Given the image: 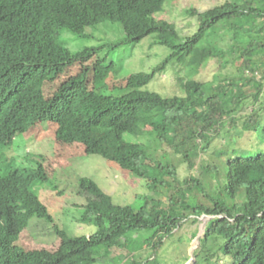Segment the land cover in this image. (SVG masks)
Masks as SVG:
<instances>
[{"label":"trees","instance_id":"16d2710c","mask_svg":"<svg viewBox=\"0 0 264 264\" xmlns=\"http://www.w3.org/2000/svg\"><path fill=\"white\" fill-rule=\"evenodd\" d=\"M167 1L0 0V143L46 120L58 126V142L82 144L87 154L116 163L148 190L140 207L121 206L93 180L81 179L84 219L97 232L79 237L58 232L57 251H25L16 241L30 220L51 219L31 191L48 175L42 166L29 173L9 169L0 175V264H94L101 248L105 254L126 251L124 264H162L159 253L168 238L204 216L210 220L195 264H264V0H229L205 12L188 11L198 25L187 37L156 18ZM105 22L121 24L122 44L132 47L154 36L152 45L171 49V55L152 73L112 83L117 78L112 75L120 74L116 62L105 57L88 65L97 49L73 54L61 41L63 30L85 37L88 28ZM227 41L226 48L218 44ZM229 55L237 78L200 77L211 62L226 66L221 62ZM171 63L179 68L173 76L183 96L148 91ZM73 66L81 73L46 97L44 84ZM99 68L107 75L97 74ZM250 104L253 109L245 112ZM152 133L190 169H197L198 158L218 137L228 140L214 153L217 162L202 165V180L181 181L173 165L138 141ZM162 189L167 202L155 198Z\"/></svg>","mask_w":264,"mask_h":264},{"label":"rangeland","instance_id":"374dc122","mask_svg":"<svg viewBox=\"0 0 264 264\" xmlns=\"http://www.w3.org/2000/svg\"><path fill=\"white\" fill-rule=\"evenodd\" d=\"M229 0H168L164 10L156 15L157 19H165L174 24L180 37H187L197 31V19L189 15L188 11L197 13L205 12ZM125 32L121 24L111 22L102 23L96 27L88 28L85 37H78L67 30L61 33V41L76 54L85 49H97L90 62L108 57V62H116L120 74H114L111 82H117L120 76L128 77L136 73H152L167 57L171 55V49L152 45L154 36L145 38L136 46L124 45L122 41ZM252 39L253 37H248ZM227 47L231 42L218 43ZM226 66L211 62L201 72L200 77L211 82L218 78H237L234 66V56H227ZM174 64H170L167 72L157 75L146 86L150 92H156L163 97L183 96V92L177 84V75L174 77ZM80 67L73 66L55 81L47 82L43 89L46 95L52 96L54 91L65 81L80 74ZM101 76L107 75V70L99 68L96 72ZM184 78V77H182ZM253 90L246 89V93ZM249 109H253L250 104ZM57 126L42 121L34 127L32 132L18 135L7 146H0V175L7 170H31L42 165L47 174L46 182L36 181L31 191L48 207L51 215L50 221L32 218L29 225L22 231L16 245L25 251L59 249L61 238L58 232H65L68 237L90 236L97 232L98 228L84 219L85 196L79 194V181L84 178L93 180L106 194L113 198L116 205H131L140 207L142 199L148 194V190L142 180L130 176L116 163H108L103 157L95 154H87L82 144L76 142L62 144L55 139ZM234 134V133H233ZM228 137H218L207 154H201L198 158L197 169H190L183 163V159L174 154L166 143L160 142L154 133L146 134L138 141L148 148L156 151V158L170 163L178 172L181 181L188 180L191 176L202 180L204 178L202 165H213L217 162L214 153L225 147ZM244 146V144H241ZM156 199L168 201L165 189L155 196ZM193 219V218H192ZM210 217L204 216L197 223L191 219L183 224L180 230L174 232L168 238L164 248L159 253L162 264H195V253L199 250L201 240L204 237ZM148 246H146V249ZM105 248L99 249L98 260L94 264H124L126 251L114 250L105 254ZM145 256V254H143ZM148 256V254H147ZM189 256L188 261H186ZM127 257V256H126ZM127 259V258H126ZM125 259V260H126ZM186 261V262H185ZM184 262V263H183ZM219 264H226L225 260Z\"/></svg>","mask_w":264,"mask_h":264},{"label":"clouds","instance_id":"9594fccd","mask_svg":"<svg viewBox=\"0 0 264 264\" xmlns=\"http://www.w3.org/2000/svg\"><path fill=\"white\" fill-rule=\"evenodd\" d=\"M47 83V82H46ZM45 83V84H46ZM44 84V85H45ZM59 89V87L54 91V93L57 91ZM44 90V89H43ZM53 93V94H54ZM44 94H45V92H44ZM52 94V95H53ZM45 96L46 97H51V96H48V95H46L45 94ZM42 122V121H41ZM40 123V122H39ZM39 123H37L35 126H37ZM48 124H53L52 122H49L48 121ZM53 125H56V124H53ZM34 126V127H35ZM57 126V125H56ZM34 129V128H33ZM33 129L31 130V132L33 131ZM57 129H58V126H57ZM57 132V131H56ZM26 134V133H25ZM21 135V134H20ZM18 135H16V136H14L12 139H10L6 144H1L0 143V146H7L14 138H16ZM56 139V138H55ZM57 141V140H56ZM40 166H42V165H39L38 167H40ZM43 167V166H42ZM44 168V167H43ZM38 169V168H37ZM45 169V168H44ZM13 170H15V169H13ZM34 170H36V169H31V170H20L21 172H23V173H29V172H32V171H34ZM46 171V170H45ZM47 173V172H46ZM48 175V174H47ZM38 181H40V180H38ZM40 182H42V181H40ZM44 182V181H43ZM38 197V196H37ZM41 201V200H40ZM42 202V201H41ZM43 203V202H42ZM44 204V203H43ZM45 205V204H44ZM46 206V205H45ZM47 207V206H46ZM47 209H48V207H47ZM49 211V210H48ZM50 213V212H49ZM209 217V216H208ZM33 218H39V217H33ZM39 219H45V218H39ZM45 220H47V219H45ZM31 221V220H30ZM47 221H50V220H47ZM30 223V222H29ZM29 225V224H28ZM61 244V243H60ZM19 247V246H18ZM60 247V246H59ZM21 248V247H20ZM31 251H34V250H31ZM48 251V250H47ZM57 251V250H56ZM50 252H54V251H50Z\"/></svg>","mask_w":264,"mask_h":264}]
</instances>
